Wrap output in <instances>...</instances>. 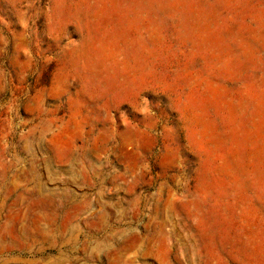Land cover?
<instances>
[{
	"label": "rangeland",
	"instance_id": "1",
	"mask_svg": "<svg viewBox=\"0 0 264 264\" xmlns=\"http://www.w3.org/2000/svg\"><path fill=\"white\" fill-rule=\"evenodd\" d=\"M0 197V264H264V0H0Z\"/></svg>",
	"mask_w": 264,
	"mask_h": 264
},
{
	"label": "bare ground",
	"instance_id": "2",
	"mask_svg": "<svg viewBox=\"0 0 264 264\" xmlns=\"http://www.w3.org/2000/svg\"><path fill=\"white\" fill-rule=\"evenodd\" d=\"M4 207H5V200H3L0 197V214H1V212H2V210H3ZM0 221H1V217H0ZM1 228H2V226L0 225V239H3V237L5 238L6 236L3 235V232L1 231ZM11 238H13V236ZM6 240H8V238ZM16 246L17 245L15 244V241L14 240H12V242L9 245H7V247L2 246L0 244V254L1 253H4V252H9V251L15 250Z\"/></svg>",
	"mask_w": 264,
	"mask_h": 264
},
{
	"label": "crops",
	"instance_id": "3",
	"mask_svg": "<svg viewBox=\"0 0 264 264\" xmlns=\"http://www.w3.org/2000/svg\"><path fill=\"white\" fill-rule=\"evenodd\" d=\"M43 236H44V234L42 235V238H43ZM26 237H28V236H26ZM24 239H26V238H24ZM27 239H28V238H27ZM34 239H35V236L32 235L31 240H34ZM19 241H21V240H19ZM27 249H29V245H27ZM27 249H26L25 251H27Z\"/></svg>",
	"mask_w": 264,
	"mask_h": 264
}]
</instances>
